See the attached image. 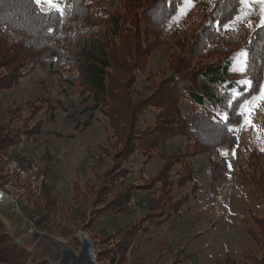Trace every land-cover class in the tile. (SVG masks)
Here are the masks:
<instances>
[{
  "label": "rangeland",
  "instance_id": "374dc122",
  "mask_svg": "<svg viewBox=\"0 0 264 264\" xmlns=\"http://www.w3.org/2000/svg\"><path fill=\"white\" fill-rule=\"evenodd\" d=\"M35 1L43 11L60 13L56 32L45 34L47 41L58 39L59 44L71 49L75 39L80 37L77 28H84L82 20L87 18L85 0L78 1L73 19L70 13L74 0H54L58 7H50L44 0ZM125 1L121 0V5L115 1L116 11L102 9L110 0H102L97 5L98 11L102 12L98 13L95 23L97 21L102 29L109 28L105 21L113 14L125 20L121 38H116V49L113 50L115 63L110 82L113 98L109 107L101 106L92 112V91L81 83L77 69L70 63L72 55L66 49L60 52L57 65L50 66L51 62L45 61L47 58L40 59L42 52L39 50L32 56L40 59L38 65H22L18 75V65L13 71L0 69V80L9 75L15 77L13 86L0 89L1 107L19 110L21 118L16 123L19 134L33 130V136L29 138L28 135L20 154L12 149L8 152L9 157L14 158L17 154L18 158L22 156L19 159H29L28 163L33 161L34 168L37 166L39 170V176L37 172L35 174L36 182L30 185L25 163L21 165L8 157L3 159L4 162L0 161L3 177L0 182L7 186L8 194L15 201L0 206V219L7 234L15 244L27 248L36 260L48 264L62 260L61 245L66 246L74 257L67 264H82L83 239L91 244L92 264H96V258L99 264L101 259L102 264L108 263L111 256L103 251H115L119 243L125 244L116 254L123 258L120 264H264V81L255 99L236 101L228 116L226 113H217V117L210 115L220 123L228 122L232 141L219 146L217 153L211 154L203 148L195 153L191 181L172 195L183 204L178 210L170 211V216H164L168 217L167 220L164 218L165 222L158 224L156 218L144 217L133 196L124 205L130 209L116 206L118 186H133L134 192L141 197L144 193L139 186L145 183L138 179L153 175L160 165L157 155L161 153L157 150L152 155L143 154L147 159L154 156L146 165L139 161L141 156H136L141 150L135 149L136 155L130 157L133 149L131 144L125 145V139H132L137 134L145 138L154 135L157 144L168 138L170 145H185V136L162 135L170 126L162 122L163 118L159 117L162 111L155 105L164 94L171 93L170 89L181 87L172 84L175 74L197 78L199 73L222 59L225 52L223 45L222 50L215 52L207 43H201L216 16L218 1L175 0L177 3L182 1L181 7L176 17L162 29H157L161 21L155 11L150 14L149 11L164 0L135 1L132 10L129 5L126 8ZM235 4L238 7L236 19L231 24H223L218 34L233 32L234 35L242 28L247 40L257 38L262 41L264 2L235 0ZM81 35L84 37L83 32ZM16 36L10 34L8 41H15ZM20 48L22 52L15 56L28 62L25 48L19 45ZM246 51V48H240L234 55L230 78L249 87V75L243 64ZM121 96L128 104H122ZM130 103L134 104L131 110L136 109V128L129 124L133 115V112L129 113ZM178 104L181 116L199 110L192 107L187 98H181ZM155 129L160 131L159 135ZM204 135L202 129L192 136L197 139ZM207 156L208 159L222 157L225 160L224 168L218 169L219 177H213L209 172ZM117 165L129 169L125 176L128 181L118 179L123 173H115ZM8 169L16 173L11 174ZM45 169L54 204L50 214H46L48 221L40 228L25 217L23 208L26 206L34 220L39 219L37 204L41 202L35 196L39 194V180ZM238 171L244 180H248L247 184L238 178ZM75 188L84 192L87 200L82 224L65 220ZM150 196L152 198V194L146 197ZM61 227H66V235L60 234ZM130 231L133 232L131 235ZM96 250L101 252L100 257Z\"/></svg>",
  "mask_w": 264,
  "mask_h": 264
},
{
  "label": "trees",
  "instance_id": "16d2710c",
  "mask_svg": "<svg viewBox=\"0 0 264 264\" xmlns=\"http://www.w3.org/2000/svg\"><path fill=\"white\" fill-rule=\"evenodd\" d=\"M78 1L79 0H74L75 3L72 4L70 13L71 19H73V17L75 18L77 14ZM115 1L121 5V0ZM115 1L110 0V3L106 4L105 7L102 6V9L115 10ZM135 1L143 2L144 0H126L124 4H126V8L129 5V8L132 10ZM182 1L177 3L175 0H164L162 3L158 2L159 4L149 11V14L155 11V15H157L161 21L157 29H162L167 22L176 17ZM216 1H218L216 16L211 20V28L206 31L207 37H204L201 43L203 45L207 43L215 52H217L216 49H220L221 45H223L225 47L223 58L199 73L197 78L192 75L187 77L186 74H175L172 84L173 86H181V89H170L173 94H164L160 98V103L155 105L156 108L162 111L159 115L160 118H163V121H161L170 126L169 130L172 129L170 133L169 130L162 132V135H164V137H169L171 134H176L180 138L186 137V144L176 146L170 145L167 142L168 138H163L157 144L154 135H147L148 138H153L154 140H147L148 138H145L146 136L140 137L141 134H137V136L132 139H125V145L131 144L133 149V151L130 152V157L136 155L135 152L137 153V151L134 152L135 149L141 150L140 154L136 156H141L139 161H141L143 165H146L154 156H150L147 159L143 157V154L148 153L152 155L154 151L157 150L156 152L160 151L161 153V155H157L160 160V165L153 175L148 178L143 177L138 179L145 183V185L142 184L139 186V188L142 187L140 190L141 193H144L143 196H137L133 186L126 187L124 184L118 186L119 192L116 195V199L118 200L116 206L125 210L130 209L124 207V205L127 203L128 199L133 196L135 197L137 205L143 210L142 214H144V217L156 218V223L158 224L165 222V219L167 220L168 217L165 218L164 216H170V211L172 213L178 210L183 204V201L180 202L179 199L176 200L172 195L175 190L185 187L186 183L191 181L192 174L194 173L192 159L198 154L197 151L203 148V150L211 154L217 153L219 146L224 144L228 145L232 141L233 137L228 128V126H230L227 124L228 122L220 123L216 121L214 117H212V119L210 115L212 114L217 117V113H226V116H228V111L232 109V105L236 101H240L243 98H247L248 100L255 99L264 81V39L262 41H257V38H250L247 40L246 32L242 28L240 30L235 29L234 35L232 31V33H225L223 35L218 34L223 28V24H231L234 22L237 17L235 15L237 14L238 7H235L237 6L235 0ZM83 2L85 5L84 8L86 9L84 13L87 14V18L81 15L82 19L85 18L82 20L84 28H77L78 24L75 26L80 37L78 39L76 38L73 47L68 49L59 44L58 39L48 42L46 39L47 37L45 38V34L56 32L61 18L58 11H43L35 0H0V69L13 71V67L18 65L16 67L18 75V69H20L22 65L28 63L38 65L39 60H44L45 58H47L45 61L49 60V62H51L50 66L57 65L60 52L66 49L67 52L72 55L70 63L77 69L81 83L84 87L92 91L94 103L90 109L92 112H95L98 111L101 106L109 107L111 97L113 98V95L110 93V82L112 81L111 70H113V64L115 63L113 50L116 49V38H121L120 32L125 27V20L119 18L118 14L108 16V20L106 19L105 22L109 25V28L104 30V28L102 29L97 25V21L95 23L98 13L102 12L98 11L99 7L97 8V5H99L102 0H85ZM123 8L126 9L125 7ZM79 16L80 15H77L76 18H79ZM49 28H52V30H49ZM13 31L17 32L18 35L16 36ZM81 32H83L84 37H82ZM10 34L16 36L14 39L15 41H11V43L8 41ZM261 34L264 35V31ZM257 42L258 45H256ZM19 45L25 48L26 51H24V55L28 57V62L22 61L19 57L17 58L15 56L17 52H22V49H19ZM240 48H246L248 51H246L247 58L243 64L245 71L249 75V87H244L230 78V72L234 62L233 58ZM39 50L42 52L41 58H32V56L35 55L34 53H37ZM118 64L120 65L122 62ZM14 80L15 77L13 75H9V78L5 80H0L3 81V84H0V89L5 90L13 86L15 84ZM169 86L171 87V85ZM121 97L122 104H128L125 97ZM181 98H187L192 107L199 110L181 116L178 108V101ZM133 105L132 103L129 105V113L133 112L129 124H131L133 128H136L134 127V122L136 121L137 115L135 112L136 109L131 110ZM30 115L31 117L33 116L32 114ZM115 117H117V115ZM20 118L21 115L18 109L14 110L8 106L1 107L0 105V161L2 162H4L3 159L9 155L8 152L10 150L18 146L22 140H27L28 135L29 138L33 136V130H30L27 134H25V131L23 134H19L18 130L20 129L16 126V123L20 122ZM202 129L205 134L204 137L195 139V137L192 136L193 133L197 134L199 131L202 132ZM155 131L157 132L156 129ZM159 132H157L156 135H159ZM9 158L16 160L21 165L27 163L29 166L31 163H28L29 159H19L17 154H15L14 158ZM125 158L130 159L127 158V156ZM46 159L50 161V158ZM206 159L210 164L208 170L211 175L213 177H219L220 174L218 169L224 168L225 160L222 157L208 159V156ZM217 170L218 172H216ZM140 171L141 170H139V172ZM127 172H129V169L126 168L125 165H117L115 169L116 174L123 173V175L118 178L119 180L121 179V182L128 181L125 177L126 174H128ZM43 173L46 175V169ZM237 173L238 178H240L244 184H247L246 182L248 180H244L242 173L240 171ZM139 177H141V174ZM0 178H3L1 174ZM50 187L51 186L47 183L42 185L39 194L35 196L38 197L37 200L41 202L37 204L39 207L38 220H34L33 217H30V212L26 206L23 208L25 217L30 221H34V225L40 228L43 227V223L48 221L46 214H50L54 204ZM261 192H263L262 189ZM149 194H152V198L151 196L150 198L146 197ZM84 195V192H81L79 188H75V195L72 197V203L67 205V212L69 214L66 215L65 220L69 223L75 222L82 224L84 221L86 213L84 208H86L87 203ZM65 231H67L66 227L60 228V234L66 235ZM129 233L131 235L133 232L131 233L130 231ZM249 234L251 235L252 233L249 231ZM123 245L125 244L119 243L118 249L116 248L115 251L114 249L103 251L104 253H109V256H111L109 257V262L106 264H120L122 262L123 258H121V256L117 257L116 254L118 250L119 252L122 251ZM113 251L115 254H112ZM15 253L17 254L15 255ZM100 253V251H97L96 255L100 257ZM42 261L43 260H36L33 255L28 252L27 248L15 244L9 234H7V230L0 219V264H48ZM99 262L102 264V259ZM96 264H99L97 258Z\"/></svg>",
  "mask_w": 264,
  "mask_h": 264
},
{
  "label": "built area",
  "instance_id": "2783aa9c",
  "mask_svg": "<svg viewBox=\"0 0 264 264\" xmlns=\"http://www.w3.org/2000/svg\"><path fill=\"white\" fill-rule=\"evenodd\" d=\"M23 143H24V141L22 140L19 144H18V146H16L15 148H13V149H15V150H18V154H20V149L22 148V146H23ZM10 155V154H9ZM9 155L7 156L8 158H9ZM22 156H19V158H21ZM6 160H7V158H6ZM26 165H27V163H25ZM34 162L32 161L31 163H30V165L28 166V169L26 170V173H27V179H28V183L31 185L33 182L35 183L36 182V176H35V174H36V172H37V175L39 176V170L37 169V166H35V168H34ZM22 167V166H21ZM33 168V170L31 171V169ZM24 169V168H23ZM8 170H11L9 173H16V171H12V169H8ZM6 172H8V171H6ZM27 183V184H28ZM47 183V180H46V175H44V173H43V176H40V180H39V184L41 185V187H42V185H44V184H46ZM28 184V185H29ZM41 187H40V189H41ZM6 189V190H5ZM39 189V190H40ZM8 188H7V186H5V185H3L1 182H0V206H2V205H4V204H8V205H10V204H13V203H15V201H14V199L12 198V196L11 195H9L8 194ZM14 206V205H13Z\"/></svg>",
  "mask_w": 264,
  "mask_h": 264
},
{
  "label": "water",
  "instance_id": "95a60500",
  "mask_svg": "<svg viewBox=\"0 0 264 264\" xmlns=\"http://www.w3.org/2000/svg\"><path fill=\"white\" fill-rule=\"evenodd\" d=\"M82 244V253L80 255V261L82 262L84 260L85 263H87V261L92 264L93 263V256H92V247L90 242L87 239H83L81 241ZM62 248V260H60L57 264H67L68 260H73V254L72 252L64 245H61ZM89 253V259H86L87 254ZM77 262V260L75 261ZM82 262V264L84 263Z\"/></svg>",
  "mask_w": 264,
  "mask_h": 264
},
{
  "label": "snow or ice",
  "instance_id": "6c2138e0",
  "mask_svg": "<svg viewBox=\"0 0 264 264\" xmlns=\"http://www.w3.org/2000/svg\"><path fill=\"white\" fill-rule=\"evenodd\" d=\"M45 3H48L50 7H58L55 3L54 0H44ZM264 2V0H262Z\"/></svg>",
  "mask_w": 264,
  "mask_h": 264
},
{
  "label": "bare ground",
  "instance_id": "6f19581e",
  "mask_svg": "<svg viewBox=\"0 0 264 264\" xmlns=\"http://www.w3.org/2000/svg\"><path fill=\"white\" fill-rule=\"evenodd\" d=\"M89 258L90 257H89V253H88L86 259H89ZM82 262H84V260ZM83 264H90V263L87 261V263L84 262Z\"/></svg>",
  "mask_w": 264,
  "mask_h": 264
}]
</instances>
